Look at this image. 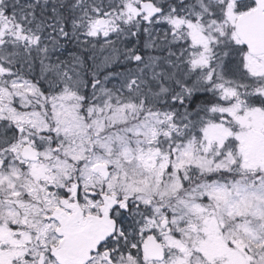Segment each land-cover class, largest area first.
I'll return each instance as SVG.
<instances>
[{
    "label": "snow or ice",
    "instance_id": "snow-or-ice-1",
    "mask_svg": "<svg viewBox=\"0 0 264 264\" xmlns=\"http://www.w3.org/2000/svg\"><path fill=\"white\" fill-rule=\"evenodd\" d=\"M0 264H264V0H0Z\"/></svg>",
    "mask_w": 264,
    "mask_h": 264
}]
</instances>
